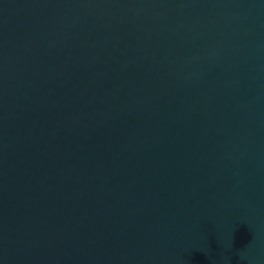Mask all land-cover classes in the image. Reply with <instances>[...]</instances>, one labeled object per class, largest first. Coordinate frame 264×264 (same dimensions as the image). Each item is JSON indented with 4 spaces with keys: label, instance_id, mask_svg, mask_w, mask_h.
Returning a JSON list of instances; mask_svg holds the SVG:
<instances>
[{
    "label": "water",
    "instance_id": "obj_1",
    "mask_svg": "<svg viewBox=\"0 0 264 264\" xmlns=\"http://www.w3.org/2000/svg\"><path fill=\"white\" fill-rule=\"evenodd\" d=\"M0 264H264V0H0Z\"/></svg>",
    "mask_w": 264,
    "mask_h": 264
}]
</instances>
